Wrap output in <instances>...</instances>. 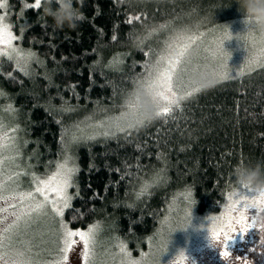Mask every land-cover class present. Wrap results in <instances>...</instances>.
<instances>
[{
	"label": "trees",
	"instance_id": "16d2710c",
	"mask_svg": "<svg viewBox=\"0 0 264 264\" xmlns=\"http://www.w3.org/2000/svg\"><path fill=\"white\" fill-rule=\"evenodd\" d=\"M34 3L8 0L16 48L35 57L27 74L24 59L0 57V105L11 108L4 120L19 131L21 172L34 180L49 173L66 148L74 159L71 201L63 212L70 228L95 225L135 254L174 198L198 214L217 210L234 189L233 167L264 162V64L204 84L191 99L178 98L180 107L167 117L68 141L81 122L88 127L121 113L151 71L172 39V25L145 41L147 23L176 21L197 9L203 16L192 15L190 25H234L241 14L233 0H74L83 14L74 30L56 29L43 5ZM142 189L146 194L138 198Z\"/></svg>",
	"mask_w": 264,
	"mask_h": 264
},
{
	"label": "rangeland",
	"instance_id": "374dc122",
	"mask_svg": "<svg viewBox=\"0 0 264 264\" xmlns=\"http://www.w3.org/2000/svg\"><path fill=\"white\" fill-rule=\"evenodd\" d=\"M151 1L161 5L165 3L175 4L184 0ZM0 4H3V7H0V16H5L8 23V0H0ZM192 15L203 16L197 9H193L181 14V17L186 20L177 16V20L173 21L175 17L171 16L166 21L147 23L144 30L145 41H151L154 36H161L163 33L161 29L169 27V24L172 25L168 32L172 39L162 46L164 50L154 65L162 56L177 57L185 45H190L184 52L173 78V89L177 93L176 99L190 92L193 87H200L212 81L228 78L249 68L264 64V43L260 41L259 36L252 39L244 33L246 29L240 23L242 17L238 18L234 25L219 24L215 25L214 28L206 29V21L203 23L205 27L190 25L189 23L193 21ZM180 25L182 28L179 27ZM227 25L231 26L232 34ZM190 28L202 29V31L186 30ZM238 36L239 39H237ZM189 37L194 39L189 40ZM229 40L231 41L228 42ZM13 46L16 47L14 41ZM224 47L229 52L225 51ZM250 60L256 61L251 67L249 66ZM163 66H166V61ZM146 78H148V74L144 76L143 80ZM139 90L140 83L134 93ZM121 110L122 112L128 110L127 103ZM122 112L104 118L101 122L90 123L88 127L83 125L86 122H81L79 126H76V132L69 136V143H73L79 134L84 136L76 142L82 143L99 136H110L118 133L115 118L121 116ZM5 114L12 116V110L10 107L1 104L0 143L6 142L8 147L0 149V240H3V246L0 247V256H3V259H0V264H28V262L31 264H61L62 257L65 255L61 251L64 247L61 239L63 232L61 225L63 224L72 231L85 232L92 225L83 228H70L64 221L63 215H57L54 210V206L62 208L63 212L67 208L63 207V201L58 200L57 193L45 190L47 193V200H45V196L36 191L38 180L36 178L34 180V174L19 170L20 144L17 141L19 131L16 125L14 128L8 127L10 124L4 120ZM138 119L140 120L137 110L130 113L127 120L120 121L118 126L126 128L130 122ZM3 123L7 126H3ZM64 152L63 158L55 164L53 170L37 176L39 180H47L57 172L60 165L65 163H67L68 168L75 169L74 159L68 153V149H64ZM233 191L234 189L227 194L217 210L202 214L194 212L193 208L186 204L187 201L174 198L167 206L165 216L154 234L147 239L143 247L136 248L135 254H131L130 250L121 243L116 244V240H113L109 233L101 229L98 230L96 227L93 255L88 264H124L126 258L121 251L122 247L130 254V260L140 261V264H190V261L193 260L196 264H264V231H258L257 234L256 230L252 229L246 235L237 233L234 239L228 241L227 250L231 253L228 258H223L220 255V251L223 249V237L219 243L213 241L216 248H212L209 244L211 225L208 217L220 216L225 213L228 196ZM28 192L33 193V199L26 200L21 204V197ZM66 195L70 198L68 200L69 206L71 201L70 187L66 188ZM184 198L187 197L184 196ZM36 203L44 204L42 210L44 214L33 213V220L30 225L23 219L17 221V216L30 210V207ZM14 205L15 207H13ZM191 212L190 226L189 213ZM250 213L254 215L255 210H250ZM6 229L8 231H5ZM237 230L239 231V228ZM73 239L77 243L71 251L66 253V264H85L84 245L80 242L79 237ZM186 256L190 258V261ZM241 258L247 259V261Z\"/></svg>",
	"mask_w": 264,
	"mask_h": 264
},
{
	"label": "snow or ice",
	"instance_id": "6c2138e0",
	"mask_svg": "<svg viewBox=\"0 0 264 264\" xmlns=\"http://www.w3.org/2000/svg\"><path fill=\"white\" fill-rule=\"evenodd\" d=\"M30 6L39 9L42 6V0H35V3ZM0 7H3V4H0ZM245 34H247V36L252 39H255L259 36L260 41L264 43V36H260L250 30L245 32ZM239 38L240 37L238 36L237 39ZM16 39L17 37L11 31V25L6 22V17L0 16V46H2L0 47V57H7L11 60L13 59V54H15L16 57L24 59L25 65L21 70L25 71V73L27 74V61L33 59L35 57V54L31 51L24 53L21 49L14 47L13 41H15ZM188 39L193 40L194 38L189 37ZM189 46L190 45H185L184 48L179 51L177 57L173 58L170 56H162L160 60L157 61L154 66H152L151 71H149L148 73V78L139 82L140 90L148 91L151 94L153 101L158 105V118L167 117L171 115L173 111V106L177 108L180 107L179 101L176 99L177 93L173 89V78L181 63V58L183 57L184 52ZM165 61L166 66H163ZM254 63H256L255 60H250L249 66L251 67V65ZM204 86L206 85H203L201 87H193L190 92L180 97V99H191L193 96L197 95ZM0 95H3V93L0 92ZM135 96L136 93H132L130 95L128 101L126 102L128 110L122 112L121 116L115 118V120L117 121V131H125L126 129L120 128L118 126V123L120 121L127 120L130 113L137 111V102ZM137 124H139L140 126L145 125L142 120L138 119L134 122H130L129 128L135 127ZM6 147H8V144L6 142L0 143V149ZM74 171L75 169L67 167V163L60 165L58 167L57 172L50 176L47 180H39V178H36L38 180V186L36 188V191L40 192L41 195H44L45 200H47V193L45 190L55 191L57 193L58 200L64 202L63 207H68V200L70 198L66 195V188L71 186V177ZM233 188L234 191L228 196V203L226 204L225 213L220 216L208 217V220L211 225V236H209V240L219 243L221 237H223V249L220 251V255L223 258H228L231 255V253L227 250L228 241L234 239L237 233L246 235L250 230L254 229L252 226V216L254 215L250 213L251 209L248 206L249 203L252 201H256L257 203L264 201V196L256 197L252 193L251 189H244L242 191H239L236 190L234 186ZM144 194H146L145 189H142L141 192L138 194V198L140 195ZM32 199L33 193L28 192L21 197V204H23L26 200L30 201ZM13 207H15V205ZM43 208V203H36L34 206L30 207V210L24 211L22 215L17 216V221L23 219L26 223L30 225L33 220L32 214H44L42 213ZM54 210L56 211L57 215H63L62 208L54 206ZM5 211L7 210L5 209ZM189 216H191V213H189ZM61 228L63 229L61 239L64 244V247L63 249H61V251L65 253V255L62 257L61 264H66V253L71 251L72 247L77 243V241L73 239L74 237H79L80 242L83 243L85 264H88V261L93 255L96 226L89 227L87 232L79 230L72 231L63 224L61 225ZM238 228L239 231L237 230ZM5 231L8 230L6 229ZM256 232L258 234V230H256ZM2 246L3 240H0V247ZM121 251L124 253L126 258L124 264H140V261L130 260V254L127 253L125 248L122 247ZM20 255H23V253H20ZM0 259H3V256H0ZM244 260L247 261V259ZM28 264H31V262H28Z\"/></svg>",
	"mask_w": 264,
	"mask_h": 264
},
{
	"label": "clouds",
	"instance_id": "9594fccd",
	"mask_svg": "<svg viewBox=\"0 0 264 264\" xmlns=\"http://www.w3.org/2000/svg\"><path fill=\"white\" fill-rule=\"evenodd\" d=\"M233 4L238 5L237 10L242 17L240 23L246 29L245 32L250 30L264 36V0H233ZM42 5L44 15L52 20L56 29L63 30L67 27L74 30L83 20V14L74 6V0H42ZM227 26L232 34L231 26ZM225 51L227 50L225 49ZM135 99L140 120L150 123L158 118L159 107L148 91H137ZM230 175L232 185L236 190L251 189L256 197L264 196V162L238 163L233 167ZM248 206L251 210H255V214L252 216L253 228L264 231V201L260 203L252 201ZM191 221L192 212L189 219L190 226ZM209 244L212 248H216L213 241L209 240ZM186 258L190 261L189 257L186 256ZM190 264H196V262L193 260L190 261Z\"/></svg>",
	"mask_w": 264,
	"mask_h": 264
}]
</instances>
